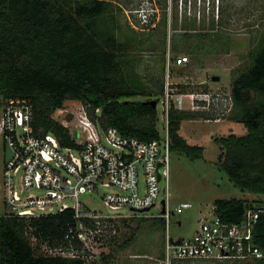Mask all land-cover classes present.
I'll use <instances>...</instances> for the list:
<instances>
[{
  "label": "trees",
  "instance_id": "obj_1",
  "mask_svg": "<svg viewBox=\"0 0 264 264\" xmlns=\"http://www.w3.org/2000/svg\"><path fill=\"white\" fill-rule=\"evenodd\" d=\"M150 2L155 9L157 4ZM112 5V0H0V99L29 101L35 128L55 135L63 146H74V142L70 130L55 115L69 100L82 103L102 128L115 127L123 135L144 141L160 138L158 108L151 102L158 104L165 81L162 78L150 86L135 60L137 52L145 45L151 47L152 42L120 38L114 17L111 23L103 21ZM166 17L164 12L161 25L167 24ZM137 24L141 26L140 20ZM184 88L180 91L185 92ZM231 94L232 118L243 123L247 134L216 140L221 148L219 168L237 188L264 195V33L252 53L250 67L232 81ZM138 97L144 100H136ZM97 109H101L100 116ZM190 111L172 107L170 148L195 160L203 157L205 149L188 144L180 135L181 126L197 115L207 117ZM263 206L262 201L218 200L214 211L223 221L233 223L239 222L248 208ZM156 221L165 226L164 220ZM121 222L128 225L127 220ZM74 223L73 211L39 218L0 216V264H95L53 257L44 253L42 246H32L34 236L40 244L55 247ZM115 229L105 246L115 242L120 226L116 224ZM112 231L109 229L107 238ZM134 238L135 234L125 240L123 247ZM255 242L264 251V213L258 220ZM108 257L102 254L101 260ZM256 264H264V260Z\"/></svg>",
  "mask_w": 264,
  "mask_h": 264
},
{
  "label": "built area",
  "instance_id": "obj_2",
  "mask_svg": "<svg viewBox=\"0 0 264 264\" xmlns=\"http://www.w3.org/2000/svg\"><path fill=\"white\" fill-rule=\"evenodd\" d=\"M223 1L177 0L176 4L183 14L219 19ZM146 3L152 5L150 0ZM136 15L141 25L148 26L154 18L159 19V9L142 8ZM188 62V57H178L172 65L182 67ZM184 96L174 91L169 81L157 104L166 135L152 141L123 135L115 127L102 128L91 119L83 104L77 110H59L63 118L60 123L70 130L74 146H63L55 135L35 128V112L29 101L19 98L4 101L0 134L12 153L4 163V203L9 214L39 218L73 211L75 223L63 241L55 247L44 244L43 252L53 257L92 263L101 256L109 229L115 235L119 222L149 217L165 222V264L196 261L256 264L264 260V251L255 242L264 206L248 208L239 222H225L216 214L205 217L192 238L173 239L168 233L171 216L192 207L184 203L175 211L170 208L169 114L172 107L185 109ZM190 97L193 109L206 114V120L221 121L234 109L231 91H201ZM95 112L100 116L101 109ZM68 115L72 116L71 121L67 120ZM102 188L113 189L102 197L108 212L91 210L80 200L82 195L98 193ZM162 193V214L148 215ZM147 209L150 210L146 212Z\"/></svg>",
  "mask_w": 264,
  "mask_h": 264
},
{
  "label": "rangeland",
  "instance_id": "obj_3",
  "mask_svg": "<svg viewBox=\"0 0 264 264\" xmlns=\"http://www.w3.org/2000/svg\"><path fill=\"white\" fill-rule=\"evenodd\" d=\"M112 1L114 5L110 7V12L103 21L111 23V17H114L115 23L120 27L118 32L120 38L127 36L152 42L151 47L145 45L141 51L137 50L138 55L135 59L144 81L153 86L154 82L163 78L165 88L170 81L176 92H181V86H184L185 92H181L185 95L184 110H191L190 112H196L190 97L192 93L204 90L227 93L231 91L234 78L250 67L252 53L258 47L264 33V0H224L220 5L219 19L212 18L211 15L198 19L183 14L174 0L172 2L155 0L161 16L147 27L137 24L136 13L142 8H152L153 5L147 4L146 0ZM164 12L167 13V24L161 25L159 20ZM178 57H188L189 62L186 66H173V60H177ZM215 77H219L220 80L214 81ZM136 100L143 101L144 98L138 97ZM81 105L82 103L78 101L69 100L65 108L77 110ZM3 108L4 101L0 99V121ZM158 111V130L160 137L164 138L165 123L160 108ZM233 111L221 121H210L197 115L194 120L188 119L182 123L180 135L188 144L203 147L205 152L201 159L195 160L184 153L170 152V208L175 211L181 204H192L191 208L183 209L171 216L168 233L173 239L192 238L200 227L201 219L215 214L214 207L218 200L264 202V195L242 191L234 185L227 173L219 168L221 148L216 140L227 138L232 134L237 136L247 134L243 123L237 118H232ZM204 116L206 117V114ZM55 119L59 122L63 121L58 112ZM4 148L5 142L0 134V216L9 213L4 203ZM140 182L143 183L142 177ZM162 186L165 188V182ZM110 192H113V189L102 188L98 193L82 195L80 200L91 210L108 212L102 197ZM163 196L162 193L161 199L148 215L157 217L162 214ZM127 221L128 225H124L123 222L118 223L120 229L115 242H112L113 244L110 242L100 249V253L109 256L108 259L102 261L99 256L93 262L95 264H165L163 262L165 226H161L159 221L149 217ZM133 234H135L134 240L123 247L124 241ZM113 235L112 232L108 239ZM31 242L32 246H42L41 250H46V245L40 244L36 237L32 236ZM172 264L234 263L196 261Z\"/></svg>",
  "mask_w": 264,
  "mask_h": 264
},
{
  "label": "water",
  "instance_id": "obj_4",
  "mask_svg": "<svg viewBox=\"0 0 264 264\" xmlns=\"http://www.w3.org/2000/svg\"><path fill=\"white\" fill-rule=\"evenodd\" d=\"M220 80V78L219 77H215L214 78V81H219ZM151 104L153 105V106H157V104H156V102L155 101H152L151 102ZM71 119H72V116L71 115H68L67 116V120L68 121H71ZM5 160L6 161H8L10 158H11V155H12V153H11V150H10V148L8 147V146H5ZM150 209H147V210H145L146 212H148ZM164 212V211H163Z\"/></svg>",
  "mask_w": 264,
  "mask_h": 264
},
{
  "label": "flooded vegetation",
  "instance_id": "obj_5",
  "mask_svg": "<svg viewBox=\"0 0 264 264\" xmlns=\"http://www.w3.org/2000/svg\"><path fill=\"white\" fill-rule=\"evenodd\" d=\"M5 149H6V148H4V155H5Z\"/></svg>",
  "mask_w": 264,
  "mask_h": 264
}]
</instances>
